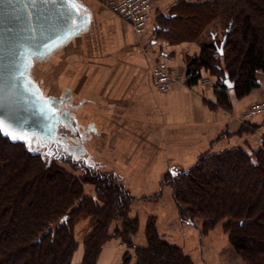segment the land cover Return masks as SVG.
Returning <instances> with one entry per match:
<instances>
[{"label":"crops","instance_id":"1","mask_svg":"<svg viewBox=\"0 0 264 264\" xmlns=\"http://www.w3.org/2000/svg\"><path fill=\"white\" fill-rule=\"evenodd\" d=\"M60 1L73 29L42 59L33 58L32 69L36 74L42 68L44 85L37 74L38 83L58 100L51 106L72 121L74 127L66 121V129L76 138L64 140L75 145V155L118 174L136 198L130 212L140 221L135 245H145L146 222L154 216L160 234L183 248L195 264H244L221 225L203 235L200 222L181 221L173 190L163 180L203 156L264 148V114L244 117L252 104L264 100V71L257 72L256 86L243 95L235 86H220L218 77L204 68L198 81L188 84L189 59L217 38L212 25L194 31L183 26L193 24V0H151L142 35L109 11L107 0ZM159 60L184 75L167 93L157 90L152 74ZM87 193L94 195L92 186ZM128 252L133 257L129 264H135L134 249L113 238L98 264H124ZM82 257L80 247L74 261Z\"/></svg>","mask_w":264,"mask_h":264},{"label":"trees","instance_id":"2","mask_svg":"<svg viewBox=\"0 0 264 264\" xmlns=\"http://www.w3.org/2000/svg\"><path fill=\"white\" fill-rule=\"evenodd\" d=\"M193 1V24L183 26L194 31L224 24L225 34L218 41L214 33L217 38L189 59L186 82H197L204 68L218 77L220 86L229 78L240 95L249 93L257 72L264 71V0ZM67 162L81 175L0 132V264H98L113 238L134 249L135 264H195L160 234L156 217L147 220V244L135 245L140 221L130 211L136 198L121 177L85 163L79 167L73 159ZM163 184L172 188L183 222H200L204 235L221 225L245 264H264V148L203 156L177 175L166 174ZM86 185L95 187V197L85 195ZM66 216L67 223L58 225ZM83 218L91 230L79 241L75 224ZM80 247L83 257L75 262ZM132 258L128 252L124 264Z\"/></svg>","mask_w":264,"mask_h":264},{"label":"water","instance_id":"3","mask_svg":"<svg viewBox=\"0 0 264 264\" xmlns=\"http://www.w3.org/2000/svg\"><path fill=\"white\" fill-rule=\"evenodd\" d=\"M63 11L60 0H0V121L28 139L32 135L37 141L52 137V124L58 120L52 101L41 99L27 85L26 74L35 56H43L73 29V23L64 18ZM224 45L225 40L220 54ZM224 84L228 88L235 86L229 78ZM68 219V216L62 218L58 225L67 223Z\"/></svg>","mask_w":264,"mask_h":264},{"label":"rangeland","instance_id":"4","mask_svg":"<svg viewBox=\"0 0 264 264\" xmlns=\"http://www.w3.org/2000/svg\"><path fill=\"white\" fill-rule=\"evenodd\" d=\"M222 24H223V22H222ZM223 25L220 24L219 27L217 25V29L213 30V33L214 32L217 33V36H218L217 40L218 41L222 40V37L225 34V30L223 29ZM209 39H211V38H209ZM210 41L211 40H208V42H210ZM35 57H36V59H39V58L42 59L43 58L42 54L38 55V56H35ZM32 68L33 67H30L27 70L26 76L29 79V83H27V85L30 88H32L33 91L36 92L37 95L40 96L41 99L46 100V101H52L53 104H56V101H58V100H55L54 98H51V96L47 95L45 93V91H43V88H42L43 86L41 87L40 84L38 83L39 78L37 77V74H38L39 77H41L40 80H41L42 84L44 85V83H43V79L44 78L42 77V70H41L42 68L41 69L40 68L37 69L36 70V74L33 72ZM56 110H57V118H58V120L55 119V124H52L53 129H54L52 137L44 139L42 141H37L35 135H32L28 139L27 145L34 152L44 153V155L47 158H51L52 157V158L56 159L58 164L60 166H62L63 168H65L66 170H68L69 172H73V173L75 172L77 175H81V173H82L81 171L82 170L75 171L74 168L67 162V160L73 159L75 162H78L77 166H79V167L83 166L84 163H85L81 159L80 155L79 156H78V154L75 155V153H74V149H75L74 146L75 145H73V144L71 145L70 142H66L64 140V138H67V139L76 138L75 132H73L72 130H67L66 129L67 128L66 121L72 127H74V126L72 125V123H71L72 121L71 120H69V119L64 120L63 116H61L60 111L58 109H56ZM22 141L25 142V140H22ZM79 158H80V160H79ZM89 186L90 187L92 186V188L94 190V195H90V194L87 193V188ZM95 193H96V190H95V187L93 185H86L85 186V195L94 196L95 197L96 196ZM150 217H154V216H150ZM85 221H87V219L83 218V219L79 220L75 224L76 235H77V238L79 239V241H82L81 240V236H79L80 234H82V233L86 234L88 231L91 230V224L88 221L87 222H85ZM189 222H191V221L183 222V223L186 224V223H189ZM146 224H147V222H146ZM144 235H145V245H146L147 244L146 233H144Z\"/></svg>","mask_w":264,"mask_h":264},{"label":"built area","instance_id":"5","mask_svg":"<svg viewBox=\"0 0 264 264\" xmlns=\"http://www.w3.org/2000/svg\"><path fill=\"white\" fill-rule=\"evenodd\" d=\"M104 6L112 13L131 24L137 35H142L148 27L151 0H107ZM153 78L158 91L167 93L183 82L184 75L171 68L165 61H157L153 67ZM264 114V100L250 106L245 119Z\"/></svg>","mask_w":264,"mask_h":264},{"label":"snow or ice","instance_id":"6","mask_svg":"<svg viewBox=\"0 0 264 264\" xmlns=\"http://www.w3.org/2000/svg\"><path fill=\"white\" fill-rule=\"evenodd\" d=\"M0 132L9 135L10 138L13 140L24 139L26 143L28 142V138L25 134L16 132L14 129L11 128L10 125H6L4 121H0Z\"/></svg>","mask_w":264,"mask_h":264}]
</instances>
